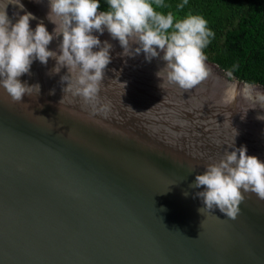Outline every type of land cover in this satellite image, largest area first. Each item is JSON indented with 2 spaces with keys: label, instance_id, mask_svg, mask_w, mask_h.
<instances>
[{
  "label": "water",
  "instance_id": "95a60500",
  "mask_svg": "<svg viewBox=\"0 0 264 264\" xmlns=\"http://www.w3.org/2000/svg\"><path fill=\"white\" fill-rule=\"evenodd\" d=\"M0 5L13 23L28 12L33 30L55 28L48 0ZM93 34L112 45L94 99L63 93L53 59L19 78L40 86L22 104L0 89V264H264V201L247 194L236 220L201 216L203 188L189 187L233 140L264 162V110L246 84L206 62L209 77L183 90L160 58L122 57L107 31Z\"/></svg>",
  "mask_w": 264,
  "mask_h": 264
},
{
  "label": "clouds",
  "instance_id": "9594fccd",
  "mask_svg": "<svg viewBox=\"0 0 264 264\" xmlns=\"http://www.w3.org/2000/svg\"><path fill=\"white\" fill-rule=\"evenodd\" d=\"M106 3L108 10L98 11L99 0H48L47 19L55 25L51 34L42 22L33 30L30 21L36 17L28 12L14 13L18 18L13 23L7 6L0 5V89L9 104H22L25 96L39 93V84L22 83L19 78L31 75L34 61L46 66L49 59L55 61V66L48 75L67 69L60 78L66 84L63 93H73L86 101L94 99L111 63L112 45L102 43L93 33L103 35L105 31L118 41L122 57L143 53L147 62L160 58L165 63L161 71L167 82L180 89H193L209 77L204 50L215 34L203 16L189 13L180 18L173 11H158L170 7L166 0H106ZM188 4L189 0H181L176 8L184 9ZM57 37H62L59 46L50 51L48 46ZM54 93L53 89L49 95ZM236 95L235 89H227L224 102H234ZM242 96L253 108L264 110V93L255 91L254 85L246 84ZM257 119L264 120V116ZM233 145L234 140L229 146L232 150L208 163L203 174L196 175L189 185L193 189L203 188L195 193L202 204L197 209L201 216H215L213 212L218 209L224 217L236 220L247 194L264 201V162L247 155L246 146ZM184 195L187 197L188 193Z\"/></svg>",
  "mask_w": 264,
  "mask_h": 264
},
{
  "label": "trees",
  "instance_id": "16d2710c",
  "mask_svg": "<svg viewBox=\"0 0 264 264\" xmlns=\"http://www.w3.org/2000/svg\"><path fill=\"white\" fill-rule=\"evenodd\" d=\"M181 0H166V13L180 18L191 13L203 16L214 32L204 50L208 63L245 84L264 88V0H189L177 9ZM98 11H107L106 0H99Z\"/></svg>",
  "mask_w": 264,
  "mask_h": 264
},
{
  "label": "bare ground",
  "instance_id": "6f19581e",
  "mask_svg": "<svg viewBox=\"0 0 264 264\" xmlns=\"http://www.w3.org/2000/svg\"><path fill=\"white\" fill-rule=\"evenodd\" d=\"M243 90V89H242Z\"/></svg>",
  "mask_w": 264,
  "mask_h": 264
}]
</instances>
